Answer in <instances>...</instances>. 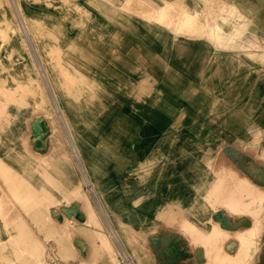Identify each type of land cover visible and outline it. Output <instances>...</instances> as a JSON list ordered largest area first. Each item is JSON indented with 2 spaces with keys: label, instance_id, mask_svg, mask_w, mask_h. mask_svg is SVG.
<instances>
[{
  "label": "crops",
  "instance_id": "obj_1",
  "mask_svg": "<svg viewBox=\"0 0 264 264\" xmlns=\"http://www.w3.org/2000/svg\"><path fill=\"white\" fill-rule=\"evenodd\" d=\"M94 1L95 5L79 7L83 15L78 18L81 25L73 32L69 31V21L62 22L59 27L55 23L44 22V16L42 18L25 12L30 32L46 30L48 37L53 38L52 42L49 39H43L42 42L46 45V53L50 54L48 58L53 60L51 67L55 71L53 76L57 79L55 83L63 102L65 117L75 125L72 119L76 115L72 116L71 108L81 111L84 106L88 108L87 105H90L87 109L93 116L90 126L97 132H93L95 138L92 139L93 144H90L89 139L81 137L77 131L84 142L83 151L91 152L87 156L94 158L109 156L126 159L125 167L118 165L117 161L111 162L110 168L105 167L104 172L108 174L99 181L100 189L106 190L102 193L108 199L111 196L107 204L126 207L127 217L120 222L141 233L151 245L156 243L154 252L157 258L153 255L152 259L154 264H205L208 259L205 248L202 245L191 248L186 231L166 223L168 212L173 210L181 214L203 230H208L213 221L230 231L248 228L253 222L246 213L233 216L224 207L214 208L208 203L207 191L215 177L209 165L213 160L207 145L210 138L206 134L198 136L196 133L202 120L198 116L201 105L196 100H186L181 96L182 86L184 88L200 77L201 59L196 54L206 45L202 39L186 37L181 32L214 39L218 36L214 31L222 28L217 23L210 25L212 22L206 13L202 17L199 11L201 0ZM173 2L180 7L173 8ZM229 7L234 10L231 4ZM186 11H191V27L179 19ZM55 30H61L59 35L54 34ZM227 36L222 37L221 34L217 44L228 39ZM183 43L190 48L180 53L179 47ZM16 47L17 44H10V49ZM8 53L0 62V66L7 70L2 77L6 80L14 79L20 86L15 82L13 85L8 82L0 85V104H4L3 116L0 117V142L9 143L7 147L2 145V149L15 150L16 141L21 139L23 125V107L18 103L22 96L19 87L23 70L29 75L31 70L27 60L21 61L16 58V54ZM97 89L101 95L99 97ZM5 93L13 94L15 101L7 102L6 97L1 95ZM153 95H158L156 102ZM166 98L173 99L171 106ZM101 99L105 102L103 108L106 114H109L107 118H99L94 111L96 102ZM176 125L180 128L184 126L185 129L189 126V130L182 132L180 129L176 134L173 129ZM103 126L110 127V130L101 133ZM237 136L227 137L219 157L226 155L229 163H233H230L231 167L241 173V177H248L256 186L263 188L264 148L257 153V144L246 146L243 139L239 138L240 135ZM42 138L45 142L36 135L32 140L38 145L46 144L48 138ZM154 157L161 158V167L159 164L153 169L149 166L150 159ZM0 164L10 171V165L1 156ZM142 175H147L145 180L141 178ZM22 180L29 183L23 177ZM53 187L57 190L64 188L55 179ZM230 242L234 245L229 251L226 245ZM238 244L236 239L231 238L225 242L224 248L234 254ZM250 253L257 255V249ZM253 263L257 264V257Z\"/></svg>",
  "mask_w": 264,
  "mask_h": 264
},
{
  "label": "rangeland",
  "instance_id": "obj_2",
  "mask_svg": "<svg viewBox=\"0 0 264 264\" xmlns=\"http://www.w3.org/2000/svg\"><path fill=\"white\" fill-rule=\"evenodd\" d=\"M94 2V0H0V62L3 61L6 53L9 51L8 55L16 54L18 56L16 58H20L21 61L27 60L28 68L31 70V75H29L27 71L25 74L23 70L21 77V83L23 85L19 87L22 96L21 101L18 100V103L23 107L21 139L16 141L15 150L2 149V145L7 147L9 143L0 142V156L10 165L9 179L2 176L5 174L2 167L3 173H0V264H36L35 254L33 255L29 252L30 246H25L23 240H18L20 242L22 241L21 243L23 244H21L18 241L12 242V240L11 243L10 239H8V235L14 232L12 227L13 220L19 217L27 224V227L26 232L24 231V234L18 237L28 240L31 236L29 233L32 232L40 241L42 240L41 242H43L42 244L44 246L42 248L41 260L44 264H103L99 250L92 246V238L88 233H79L76 232V229L71 236L61 238L58 241L55 236L49 235L44 237L37 231V228L32 224L31 215L27 213L32 210L29 209L30 207L34 208L33 211H38L37 206L30 205V202H28L23 194L17 191L15 187L17 186L21 189L20 186H24L22 177L27 179L29 183L38 189L37 191H39V193L42 192L46 195L45 197H47L49 201L46 213L51 220L57 223H62L64 221L71 227L75 226L74 228L80 227L79 225L87 228L90 227L82 224L86 219L84 201L89 198L102 223L100 229L108 235L111 242H113L117 248L114 252L116 262L113 264H138L137 258L144 255L152 259L154 255V257L157 258V254L154 252L156 250V243H152L153 245H151L146 237L138 236L137 239L132 236L131 233H129L130 229L127 228L125 223H120L121 220L124 221L127 217L126 207L124 205L110 206L107 204L111 196L108 199L107 196L102 193L106 190L104 189L105 191H103L100 189L101 184L99 181H101V178L105 177V174H108L105 173V167L110 168L109 165H111V162L116 161L118 165L125 167L126 159H122L121 157L109 158V156L94 158L87 156L91 152L88 153L83 151L84 142L81 141V137L89 139V143L93 144L94 141L92 139L95 138L93 132H97L93 131L90 126L93 117L91 115L92 112L87 110L90 105H87L88 108L84 106L81 111L71 108L70 111L72 116L76 115V117L72 119V121L76 123L75 125L70 122L68 123V119L66 121L63 102H61L62 99L57 91L55 83L57 79L53 76L55 71H53L51 67L53 60L52 58H48L50 54L46 53V45L42 42L43 39H49V41L52 42L53 38L48 37L46 30L38 29V31L30 32V24L25 16V12L31 15L37 14L42 18L44 16V22L46 21L50 24L55 23L59 27L62 26V22L67 23V21H69L68 23H71L69 31L73 32L74 29L79 28L81 25H79L78 18L83 15H81L79 7H89L95 5ZM228 3L234 6L233 11L230 10L231 8ZM199 11L202 12V17H204L205 13L208 15V18L212 22L210 25L217 23L222 29L218 30V36L216 35L217 38L214 39H210L203 35L191 36L181 32V34L186 37H198L207 45L201 48L200 52L196 54L201 59L199 66L201 69L200 77L196 81L188 83L184 88L182 86L183 94L181 96L183 99L196 100V103L201 105V108H198V116H201L202 120L196 128V133L198 136L201 134L208 135L210 138V140L207 141V145L209 146L208 149L211 150L210 156H213L215 161L220 160L218 152L221 151V146L225 143L227 137L229 136L232 138L237 136V134L240 135L239 138L241 140L243 139L242 142L246 146H253L254 143L257 144V153H260L264 148V0H201V9ZM37 27H39L38 24ZM60 32L61 30H55L54 34L59 35ZM232 33V38L230 37L229 40L226 39L224 41L221 40L222 43L220 42V44H217L221 34L223 37L224 35ZM13 41H16V43ZM234 42L236 43L234 44ZM12 43L17 44V47L10 49V44ZM252 44L253 46H251ZM189 48L187 44L183 43L182 46L179 47L180 53L187 52ZM55 50L57 51V48H55ZM259 60L262 61V63ZM6 72L7 70L4 67L0 68V85H5L7 82L10 85H13L14 82L17 84L18 81L14 79L6 80L2 77ZM29 87L31 89H29ZM41 91H45L47 95L43 102L40 101L38 94ZM97 91L98 97L101 96L99 94V89H97ZM1 95L6 97V99L8 98L7 102L15 101L12 96L13 94L8 95L5 93ZM157 98L158 95H153L154 102L157 101ZM166 99L171 106L173 99ZM104 103L102 99L96 102V104L94 102L96 105V107L94 106V111H96L99 118H107L109 116L103 108L105 107ZM37 105L39 108H37ZM3 106V103L0 104V117L3 116ZM195 114L197 115V112ZM113 117H115V115H113ZM51 120L54 123H51ZM95 120L98 121L97 118H95ZM34 123H37V131L40 134L44 133V131L52 125L58 126L62 131V143L54 148L50 146L49 140L46 144H36L37 142L32 140L37 132L34 131ZM42 128H44V130H42ZM113 128L115 129L116 127L114 126ZM191 128L193 130V126ZM108 129L110 130V127L103 126L100 132L102 133L105 131L104 133H107ZM173 129L177 134L180 129H182V132H187L189 126L188 129L187 127L185 129L184 126L180 128V126L176 125ZM183 129L185 130L183 131ZM77 131L80 132L79 135L81 137L77 134ZM78 140L81 141L83 148L80 146ZM258 157L261 156L258 155ZM255 159L257 161V157H255ZM159 161H161V158H151L149 166L153 169L159 164ZM159 165L161 167V162ZM212 169H214V171L218 170L217 174H222L224 177L223 181L219 185L217 184L218 186H215H227L228 179L225 176V172L229 173L231 170L219 171V167L215 165ZM80 174L83 175L87 184L82 182ZM10 177L13 179L15 178V182H12L14 180ZM142 177L145 180L147 175H142L141 178ZM53 179L58 181L64 188L55 189V187H53ZM43 187L47 191L43 189ZM11 190L16 192H11ZM209 191L211 192V190ZM223 195H225L223 197L226 199L227 195L224 192ZM14 197H16V199ZM223 203L222 201L220 205H216V207H226L225 209H228L227 212L232 215L235 214L234 216L246 213L243 209L239 212L232 213L230 207ZM260 205L262 204H255L256 207ZM213 207L216 208L215 206ZM24 209L27 211H23ZM246 214L250 216L249 213ZM261 218L264 219V217ZM257 219H259V217ZM174 226L178 227L177 225ZM90 229H93V227H90ZM198 230L194 224H191L190 231H192L191 235L193 234V237L188 234L187 231H189V229L184 230L186 231L188 242L193 248L196 247V245H202L204 248H207L208 246L205 242H198L205 230ZM26 233L28 237H26ZM258 233L257 238L259 240L257 239V246L260 247L262 246L261 241L264 240V237L262 238L260 232ZM210 236V238H212L213 235ZM214 236L212 238L213 241L217 238L215 234ZM79 237L81 238V243H79L81 245L76 242V239ZM193 238L195 239V243L190 241V239L193 240ZM249 240V237H244L241 240L239 239L238 241L240 243H238L239 245L241 243L245 245ZM68 245H73V248H67ZM144 245H146V247ZM224 245L225 243L222 247H224ZM233 245L234 243H228L226 245L227 249H229V251L232 250ZM253 247L256 249V246L253 245ZM244 248L245 246H242L241 251H243ZM254 248H250V255L252 254L250 252L253 251ZM19 253L22 256L19 255ZM262 253L264 254V251H262ZM252 255V257H255L256 254ZM27 256L30 257L28 258ZM211 257L212 264H231L229 258L225 255L221 256L218 248L215 249ZM242 258H244V256H241L239 260L242 261ZM239 260L237 263L241 262ZM253 261L251 263H253ZM246 262L247 261H245V263ZM257 264H264V259H259Z\"/></svg>",
  "mask_w": 264,
  "mask_h": 264
},
{
  "label": "bare ground",
  "instance_id": "obj_3",
  "mask_svg": "<svg viewBox=\"0 0 264 264\" xmlns=\"http://www.w3.org/2000/svg\"><path fill=\"white\" fill-rule=\"evenodd\" d=\"M206 1V0H205ZM176 3V2H175ZM132 4V3H131ZM145 4V3H144ZM174 4V2H173ZM176 4H179V3H176ZM205 4V3H204ZM208 4V3H207ZM175 5V4H174ZM177 5H175L173 8H175ZM163 7L165 8V6L163 5ZM167 7V6H166ZM171 7V6H170ZM178 8L180 6H177ZM176 8V9H178ZM184 8V7H183ZM161 9V7L159 8ZM174 10V9H173ZM185 10V9H184ZM183 10V11H184ZM233 10V9H232ZM231 10V11H232ZM162 11V10H161ZM160 11V12H161ZM167 11V10H166ZM178 11V10H177ZM157 13V12H156ZM162 13V12H161ZM169 14V11L167 12ZM172 13V11H171ZM183 13V12H182ZM181 13V14H182ZM231 13V12H230ZM158 14V13H157ZM167 14V15H168ZM174 14V13H173ZM178 14V13H177ZM184 14V15H183ZM183 17H179V19L181 18L183 22H186L185 25H189L190 23H192L193 20H191V11H186V13H183ZM196 14V13H195ZM199 15V13H197ZM149 15V14H148ZM163 15V14H162ZM166 15V14H165ZM166 15V16H167ZM172 15V14H171ZM175 15H176V11H175ZM180 15V13H179ZM150 16V15H149ZM156 16V14L154 15ZM195 16V15H193ZM201 16V15H200ZM205 16V15H204ZM153 17V16H152ZM161 17V16H160ZM159 17V18H160ZM171 17V16H169ZM173 17V16H172ZM165 18V17H164ZM176 18V17H175ZM174 18V19H175ZM206 18V17H205ZM158 19V18H157ZM166 19V18H165ZM163 19V20H165ZM172 19V18H171ZM194 19V18H193ZM201 20L203 19L202 17L200 18ZM162 20V19H161ZM162 20V21H163ZM168 20V19H167ZM189 20L190 23H189ZM33 21V20H32ZM157 21H160L157 20ZM161 21V22H162ZM179 21V20H177ZM208 22V19L206 20ZM168 22V21H167ZM180 22V21H179ZM206 22V23H207ZM170 23V22H169ZM168 23V24H169ZM203 23H205L203 21ZM209 23V22H208ZM165 24V23H164ZM172 24V23H171ZM178 24V22H177ZM201 24V22L199 23ZM210 24V23H209ZM166 25V24H165ZM170 25V24H169ZM184 25V26H185ZM192 25V24H191ZM179 26V25H178ZM181 26V25H180ZM190 26V25H189ZM196 26V25H194ZM193 26V27H194ZM200 26V25H199ZM245 26V25H244ZM172 27V26H171ZM191 27V26H190ZM203 27H204V24H203ZM207 27V25H206ZM247 28V27H246ZM178 29V27H177ZM184 28L180 29L181 31L183 30ZM188 31H189V28L187 27ZM219 29V28H218ZM176 30V28H175ZM192 30V29H191ZM194 30V29H193ZM38 31V30H37ZM187 31V30H186ZM212 31V30H211ZM183 32V31H182ZM194 32V31H193ZM200 32V31H199ZM206 32V31H205ZM218 31H214L215 35H218L217 33ZM196 33V32H195ZM220 33V32H219ZM243 33V32H242ZM201 34V33H200ZM209 34V33H208ZM194 35V34H193ZM233 34H228L227 36V40H229V37H233L232 36ZM235 35V34H234ZM240 35V34H239ZM242 35V34H241ZM238 36V35H237ZM217 38V37H216ZM253 38V37H252ZM238 39V38H237ZM256 39V38H255ZM232 40V39H231ZM258 40V39H257ZM242 41V40H241ZM246 41V40H245ZM219 42V41H218ZM230 43V42H229ZM236 42H234L235 44ZM227 44V43H226ZM232 44V43H231ZM241 44V43H240ZM243 44V43H242ZM260 45V44H259ZM224 46V45H223ZM250 46V45H249ZM253 46V44L251 45ZM239 48V47H238ZM249 48V47H248ZM246 49V48H245ZM262 50V49H261ZM12 52V51H11ZM248 53V52H247ZM264 53V51H263ZM262 53V54H263ZM246 54V53H245ZM251 54V53H250ZM253 54V52H252ZM255 54V53H254ZM253 56V55H251ZM261 58V57H260ZM260 61V60H259ZM241 62V61H240ZM262 63V61H260ZM264 63V62H263ZM42 64V63H41ZM45 72V70H44ZM18 85V83H17ZM23 84H21V87H22ZM20 86V85H18ZM34 90V89H33ZM9 92V91H7ZM39 94V98H40V101L43 102L45 101L44 98H46V93L45 91H41L38 93ZM11 96V95H10ZM6 99V98H5ZM8 99V98H7ZM38 106V105H37ZM39 108V106L37 107ZM162 108V107H161ZM41 110V109H39ZM167 110V109H166ZM43 111V110H42ZM63 115V114H62ZM52 121V120H51ZM66 121H67V118H66ZM50 123V122H49ZM51 123H54L53 121ZM66 123V122H65ZM69 123V121H68ZM41 126V125H40ZM37 123H34V131L36 132L37 131ZM43 127V126H41ZM42 130H44V128H42ZM260 130V129H258ZM61 129L56 126V125H52L50 126V128L46 129V131H44V133H39L38 131L36 132V136L39 138V139H43L42 137H46L48 138L49 142H50V146L51 147H55L59 144L62 143V140H61ZM256 132V131H254ZM253 132V133H254ZM252 133V134H253ZM258 133V132H257ZM30 134V133H29ZM28 138V136H27ZM43 142H45V139H43ZM79 143H80V146L83 147L81 141L79 140ZM221 145V144H220ZM241 145V144H240ZM49 146V145H48ZM79 147V148H81ZM57 149V148H56ZM60 149V148H59ZM58 152V151H57ZM81 152V151H79ZM219 153V152H218ZM228 156V155H227ZM75 157V156H74ZM226 157V155H225ZM223 156H220V160L219 161H215L214 159L212 160V158H209L211 159L212 161L210 162V160H208L209 165L210 167H213L214 165L215 166H218L219 167V171H227V170H231L229 173L225 172V176L226 178L228 179V185L225 186V187H217L224 179L223 175L222 174H217V171H214V180L212 182V184L210 185V189H208L207 191V199H208V203L211 204V206H215L216 205H220V203L223 201L227 206L230 207V211L233 212H239L240 210L243 209L244 212L246 213H249L253 222L251 223L252 226L248 227V228H240L238 230H233V231H230V230H226V229H223L220 227L219 223L216 222V221H213L211 222V225L210 227H208V230H205V232L203 233V235H201V238L200 240H198V242H205V244H207V248H206V256H208V259H207V263L209 264H212V254L213 252H215V249L218 248V250L220 251L221 253V256L225 255L227 258L230 259V262L231 264H253L251 263L253 261V259H255L257 257V262L259 259H264V254L262 253V251H264V240L261 241L262 243V246H257V241L259 240L256 236H257V233L260 232V235L262 236V238L264 237V219L261 218V217H264V209H263V201H264V189L260 186H256V184L252 183V181L248 178V177H241V173L239 174L238 171L231 167V164L232 161L229 163V161ZM76 159V158H75ZM262 160V159H261ZM77 161V160H76ZM84 161V160H82ZM207 162V163H208ZM234 162V161H233ZM264 162V161H263ZM76 163V162H75ZM233 164V163H232ZM1 165V164H0ZM77 165V164H76ZM207 165V164H206ZM3 166V165H2ZM78 167V165H77ZM3 169H1V166H0V173H3L2 170L5 172V174H3L2 176L3 177H6L8 178L9 177V171L2 167ZM87 168V167H86ZM233 171H232V169ZM237 168H240V167H237ZM78 169V168H77ZM215 169V168H214ZM213 169V170H214ZM89 170V169H88ZM240 170V169H238ZM240 172V171H239ZM81 173V172H79ZM1 175V174H0ZM81 179H82V182L87 184L83 175H81ZM260 176V174H259ZM258 176V177H259ZM13 177V176H12ZM11 178V177H10ZM9 179V178H8ZM13 179V178H11ZM15 179V178H14ZM13 179V180H14ZM54 180V179H53ZM11 181V180H10ZM12 182H15L12 181ZM23 182V181H22ZM6 183V182H5ZM11 183V182H10ZM92 183V182H91ZM13 184V183H12ZM16 184V183H14ZM23 184V183H22ZM56 184V182H55ZM218 184V185H217ZM58 185V184H57ZM217 185V186H215ZM223 185V183H222ZM263 185V184H262ZM10 186V185H9ZM8 186V187H9ZM56 186V185H55ZM59 186V185H58ZM17 189V191L21 192L24 196V198L26 200H28V202H30V205H33V206H37V209L38 211H33L34 208H29V209H32L31 211H28L27 213L29 215H31V219H32V224L37 228V231L40 232L44 237L45 236H55L57 237L58 241L61 239V238H66L68 236H71L73 234V232H75V230L77 229L76 232H81V233H88V235H90V237L92 238V246L94 248H97L99 250V254L100 256L102 257V260H103V264H113L116 262V256H115V251L117 250L115 244L113 242H111L110 238L108 237V235L102 230L100 229L102 227V223L101 221L99 220L97 214H96V210L93 206V204L91 203L90 199L87 198L86 201H84L85 203V209H86V219H85V222L82 223L84 225H88L90 227H93V229H90V227H85V226H81L79 225L80 227L78 228H74V227H71L69 226L67 223H65L64 221L62 223H57L56 221H53L51 220V218L47 215L46 211H47V205L49 203V201L47 200V197H45L46 195H44L42 192L39 193V191H37L38 189H36L33 185H31L30 183H25L24 182V186H20L21 189H19L17 186H15ZM57 187V186H56ZM93 187V186H92ZM12 188V187H10ZM58 188V187H57ZM214 189V190H213ZM211 190V192L209 191ZM60 191V190H59ZM62 191V190H61ZM95 191V190H94ZM11 192H14L11 190ZM16 192V191H15ZM14 192V193H15ZM90 192V191H89ZM135 192V191H134ZM223 192L227 195L226 199L223 197L225 195H223ZM13 193V194H14ZM97 193V192H96ZM95 193V194H96ZM139 193V192H138ZM19 194V193H18ZM71 194V193H70ZM15 195V194H14ZM20 195V194H19ZM16 196V195H15ZM140 197V196H139ZM16 199V197H14ZM18 198V197H17ZM224 198V200H223ZM22 199V198H21ZM139 199V198H138ZM206 199V198H205ZM206 199V200H207ZM245 199V200H244ZM99 200V199H98ZM21 202V201H19ZM26 202V201H25ZM223 203V204H224ZM258 203L259 204H262L260 205L259 207H255V204ZM22 204V203H20ZM26 204V203H25ZM1 205V204H0ZM24 205V204H23ZM22 205V206H23ZM29 205V206H30ZM135 205V204H134ZM26 206V205H24ZM222 206V205H221ZM220 207V206H219ZM223 207V206H222ZM22 208V207H21ZM25 208V207H23ZM28 208V207H27ZM97 208V206H96ZM217 208V207H216ZM226 208V207H225ZM228 210V209H226ZM25 211V209L23 210ZM27 211V210H26ZM25 211V212H26ZM104 211V210H103ZM107 212V211H106ZM109 213V212H108ZM1 214V213H0ZM239 214V213H238ZM106 215V214H105ZM110 215V214H109ZM235 215V214H234ZM233 215V216H234ZM2 216V215H1ZM238 216V215H237ZM3 217V216H2ZM29 217V216H28ZM109 217V216H108ZM221 217V216H220ZM219 217V218H220ZM259 217V219H257ZM18 218V217H17ZM114 218V217H113ZM218 218V219H219ZM222 218V217H221ZM111 219V218H110ZM229 220V219H228ZM258 220V221H257ZM14 221V222H13ZM11 222H13L12 224V227L14 229V232L13 233H8L9 237L8 239H10V242L12 240L13 241H18V240H23L24 245L25 246H30V253L31 254H35L36 256V264H44L41 260V254H42V251H43V242H41L34 233H29L30 235V239H26L25 238H19L22 234H24V231L26 232V223L23 222L22 218H18V219H15ZM208 221H210L208 219ZM228 222V221H226ZM247 222V221H246ZM86 223V224H85ZM121 223V222H120ZM166 223L168 224H172V225H177L178 227L184 229V230H188V234L191 235L192 231H190V228H191V224H193L191 221H189L186 217H183L181 214L171 210L170 212H168V214H166ZM226 224V223H225ZM224 225V224H223ZM249 225V224H248ZM6 226V224H5ZM7 227V226H6ZM77 227V226H76ZM246 227V226H245ZM128 228V227H127ZM129 229V228H128ZM170 229V228H169ZM198 230V228H197ZM200 230V229H199ZM198 230V231H199ZM128 231V230H127ZM132 236L134 237H138V236H141L139 232H136L135 230H131L130 229V232ZM27 234V233H26ZM214 234L216 235V239L215 241H213V236ZM259 234V233H258ZM210 235H213L212 238H210L211 236ZM19 236V237H18ZM42 236V238H43ZM259 236V235H258ZM28 237V234L27 236ZM83 237V236H82ZM191 237H193V234L191 235ZM215 237V236H214ZM244 237H249L250 240L245 244L243 245L242 243L239 245L238 244V247L237 249L235 250V253L234 254H230L228 255V251L222 247L223 244L228 240V239H236L237 241L240 239H243ZM117 238V237H116ZM129 238V237H128ZM132 238V237H130ZM138 239V238H137ZM197 239V238H196ZM253 239V240H252ZM258 239V240H257ZM25 240V241H24ZM7 241V240H6ZM141 241V240H140ZM140 241H139V244H140ZM190 241L194 242L195 243V239L193 238L190 239ZM11 242V243H12ZM20 242V241H18ZM17 242V243H18ZM22 242V241H21ZM20 242V243H21ZM74 242V241H73ZM76 242L79 244L81 243V238H77L76 239ZM134 242V240H133ZM136 242V241H135ZM239 242V241H238ZM9 243V241H8ZM240 243V242H239ZM23 244V243H21ZM141 244H142V241H141ZM190 244V243H189ZM19 245V244H18ZM22 245V246H24ZM81 245V244H79ZM84 245V243H83ZM143 245V244H142ZM256 246V249H257V255H255V257H252L253 255L249 254V250L250 248H254L253 247ZM9 246V245H8ZM136 246V245H135ZM146 247V245H144ZM242 246L244 248L243 251H241V248ZM215 247V248H214ZM26 248V247H25ZM67 248H73V245L71 246H67ZM94 248H93V251H94ZM139 248V247H138ZM193 248V247H191ZM77 249V248H76ZM145 249V248H144ZM255 249V248H254ZM255 249V251H256ZM190 250V249H189ZM193 250V249H192ZM65 251L67 252V249L65 248ZM72 251V250H71ZM171 251V250H170ZM17 252V250H16ZM23 252V251H22ZM63 252V251H62ZM95 252V251H94ZM27 253V252H26ZM171 254V253H170ZM169 254V255H170ZM19 255H21L19 253ZM29 255V254H28ZM14 256V255H13ZM17 256V255H16ZM22 256V255H21ZM20 256V257H21ZM26 256V255H24ZM241 256H244V258H242L243 260H239ZM19 257V256H18ZM28 258L30 256H27ZM168 257V256H167ZM27 258V259H28ZM76 258V257H74ZM20 259V258H19ZM22 259V258H21ZM35 259V257H34ZM30 260V259H29ZM138 260V264H154L153 260L151 257H147L146 255L144 256H139L137 258ZM239 261V263H237ZM118 261V260H117ZM245 261H247L245 263ZM1 263V262H0ZM3 263V262H2ZM54 264V263H53ZM204 264V263H203Z\"/></svg>",
  "mask_w": 264,
  "mask_h": 264
}]
</instances>
